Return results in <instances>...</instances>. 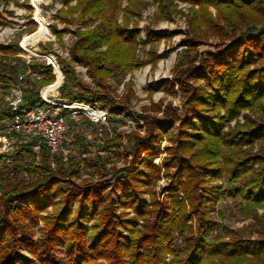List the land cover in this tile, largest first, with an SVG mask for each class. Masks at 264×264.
I'll list each match as a JSON object with an SVG mask.
<instances>
[{"label":"rangeland","instance_id":"1","mask_svg":"<svg viewBox=\"0 0 264 264\" xmlns=\"http://www.w3.org/2000/svg\"><path fill=\"white\" fill-rule=\"evenodd\" d=\"M254 1L257 7L262 8L264 15V0ZM87 2L88 0H0V45H17L13 48L16 56L3 51L0 52V61L8 55L18 65L19 73L26 75L23 84L25 98L30 97L28 91H33L34 98L40 96V93L46 98L57 92L59 102H68L67 99L61 98L62 91L66 89L62 88L65 83L64 76L59 66H50V57L65 64L71 63L77 83L110 98L109 107L105 106L110 112L108 127H94L83 117L74 118L73 129L67 137L68 154L53 156L47 153V158L44 159L42 150L39 153L34 151V170L31 172L25 167L23 170L17 166L28 162L25 154L19 152L25 143L8 136L0 123V175L7 174L11 177L9 182L0 181V198L4 193L13 191L17 185H20L19 189H23V185L34 184L35 176L40 179L43 177V182H51L50 189L46 192L51 203L44 212L38 214L37 221L17 214L11 216L14 224H10V227L15 229L17 239L21 241L19 255L27 261L34 258L24 246V240H30L38 246L46 241L49 225L51 227L67 207L65 193L69 191L79 195L71 204V215L65 228L69 229L70 225L76 228L82 224L88 228V236L91 235L90 227L96 220L86 222L81 219L79 213L80 202L84 201L87 206L91 202L85 200L81 194L92 188L103 189L102 197L108 193L112 196L108 203L114 202L117 215L125 212L129 218L134 216L131 209H123L118 204L119 196L123 194L117 181L132 167L131 153L135 144L130 140V136L146 138L150 128L147 121L152 118L155 119L153 127L159 125L156 130L162 136L157 144L158 154L149 160L143 155L133 170L147 173L148 162L158 168L159 179L155 185L148 190L146 185L141 184L139 189L148 203L151 201V193L155 194L158 203H171L172 194L164 192L170 183L165 176L164 162L172 156L171 150L176 147L175 141L179 135L178 130L182 129L188 98L197 89L206 88L203 79L193 73L187 76L188 72L201 67V64L210 58L212 60L214 55L220 54L237 40L245 36L258 37V31L264 27V16L263 25L256 22L246 23L239 17L230 19L232 10L217 8V1H201L197 4L185 0H113L112 4L110 1L109 4L114 7L112 9L115 12L114 27L118 28L119 36L127 40L125 37L128 33H133L131 50L128 49L129 53L126 54L131 58L129 62L120 61L122 66L107 62L104 67L110 72L104 79H100L103 86L99 87L98 80L89 76L87 66L71 61V48L75 42L81 40V34L102 24L99 17L95 18L87 11ZM235 3L240 7L242 0ZM242 14L246 19L254 16L246 11ZM105 16L111 18L107 13ZM99 33L104 37L108 34L104 29ZM99 44L92 42L89 47L99 46L97 53L108 50V45ZM127 47L123 44L122 47L119 46L123 49ZM97 53L87 56L96 61ZM33 60L40 68L38 72L42 70L43 65L53 69L52 74L56 76L57 81L53 86L38 85V74L32 73L34 70L28 67ZM16 85L17 83L6 94L0 89V114L8 112ZM221 114L224 115V111ZM245 117L252 121L264 122V111L256 114L250 110L243 111L236 120L225 126L224 132L241 131V125H247L250 129L252 123L246 122ZM185 131L187 135L194 132L191 128ZM107 142H114L115 145L106 148ZM241 149L252 155L264 153V145L259 143L250 147L244 145ZM46 170H50L49 179L45 177ZM217 184L223 187L224 196L214 203L210 214L214 227L208 242L213 243L217 238L226 241L261 239L258 234L264 230V204L254 208L250 214V211L245 209L247 202L235 197V192L239 189L238 183L223 177ZM179 196L180 201L185 199L184 194ZM124 201L127 200L124 198ZM187 211H190L188 206ZM169 243L175 252L185 247L178 233L171 234ZM67 252V245L62 239L55 245L53 255L58 259H65ZM172 260L173 255L168 254L166 261L171 263ZM254 261L258 262L257 259ZM87 262L91 261L87 259Z\"/></svg>","mask_w":264,"mask_h":264},{"label":"trees","instance_id":"2","mask_svg":"<svg viewBox=\"0 0 264 264\" xmlns=\"http://www.w3.org/2000/svg\"><path fill=\"white\" fill-rule=\"evenodd\" d=\"M112 1L88 0L87 11L91 12L95 18L99 17L102 24L82 33L81 40L75 42L71 48V61L87 66L89 76L98 80L99 87L103 86L100 84V79H104L110 72L106 66L104 67L107 62L121 65L120 61L125 63L131 58L126 54L132 46L133 33H128L125 37L127 40L119 36L118 28L114 27L115 12L112 9L114 7L110 5ZM185 1L192 4L201 1H217L215 4L217 8L232 10L230 19L239 17L246 23L256 22L263 25L262 8L257 7L254 0H242L240 7L235 3L237 0ZM244 10L253 13L254 16L250 19L244 18L242 14ZM106 13L111 16L110 19L105 16ZM102 29L107 30V37L99 33ZM258 33L259 36L256 38L245 36L237 40L220 54L214 55L212 60L210 58L209 61L201 64V67L188 72L187 76L193 73L203 79L206 88L197 89L188 98L182 129L178 130L179 135L175 141L176 147L171 150L172 156L164 162L165 176L170 180L164 192L172 194L171 203L168 201L158 203L154 193L150 194L151 201L148 203L139 189L141 184L146 185L148 190L155 185L159 179L158 168L148 162L146 163L149 166L147 173L133 170L143 155L149 160L158 154L157 144L162 136L156 130L159 125L153 127L155 119L152 118L148 120L149 122L147 121L150 128L146 138L130 136V140L132 139L135 144L131 153L133 158L130 166L132 167L117 181L119 190L123 194L119 196L118 204L123 209H131L134 213L133 217H127L125 212L117 215L114 202L108 203L112 196L108 193L102 197L103 189L92 188L81 194L85 200L91 202L88 206L84 201L80 202L79 213V216H82L81 219L86 222L91 219L96 220V223L90 227L91 235L88 236V228L82 224L77 225L76 228H73L74 225H70L69 229L65 228L71 215V204L79 195L69 191L65 193L67 207L55 223L51 227L49 225L46 241L38 246L30 240H24V246L34 258L32 261H27L19 255L21 241L17 239L16 231L10 227V224H14L11 216L15 214L37 221L38 214L44 212L51 203V199L46 196L51 182H43V177L40 179L35 176L34 184L23 185V189H19L20 185H17L13 191L1 195L0 264L264 263V230L258 234L262 237L261 239L226 241L217 238L213 243L208 242L214 227L210 214L214 203L224 196L223 187L217 184L223 177L239 184L235 197H240L247 202L245 209L249 210L250 214L254 208L264 204V153L252 155L241 149L244 145L250 147L255 143L264 145V122L252 121L249 117H245L246 122L252 123L250 129L247 125H241L243 128L241 131L224 132L225 126L236 120L243 111L250 110L253 114L264 111V27ZM92 42L108 45V50L97 53L99 46L89 47ZM122 44L128 47L119 48ZM16 46L0 45V52L4 51L11 56H16L13 49ZM95 53H97L96 61L90 60L87 55ZM50 58L52 66L54 68L59 66L64 76L65 83L62 88L66 89L62 91V100L67 99L70 104L108 106L110 98L107 95H99L91 88L77 83L71 63L65 64L53 57ZM35 62L33 60L28 67L34 70L32 73L38 74V85L53 86L57 82L56 76L52 74L53 69L43 65L42 70L38 72L40 68L35 65ZM19 72L18 65L11 57L6 55L2 58L0 89L5 94L18 83ZM28 92L30 97L26 100L29 104L41 100L40 96L33 97V91ZM56 94L57 92H54L53 95ZM46 99L62 103L51 97ZM222 111L224 115L221 114ZM7 115L8 112L1 113L0 121ZM187 128H191L194 132L187 135L185 131ZM114 145V142H107L106 148ZM41 150L46 159V154L49 153L48 148L43 145ZM19 152L25 154L28 162L17 164V166L23 170L26 168L30 172L34 170L33 145L25 143ZM49 174L50 170H46V179L50 178ZM10 179L11 177L7 174L0 175V181L9 182ZM56 188L58 189V185ZM180 194H184L183 201L179 199ZM124 198L127 201H124ZM187 206L190 209L189 212ZM172 233H178L185 243V247L179 252L173 251L169 243ZM62 239L67 245L68 252L65 259H58L53 255V250ZM168 254L173 255L171 263L166 261ZM87 259L91 262L88 263ZM255 259L258 262H255Z\"/></svg>","mask_w":264,"mask_h":264},{"label":"built area","instance_id":"3","mask_svg":"<svg viewBox=\"0 0 264 264\" xmlns=\"http://www.w3.org/2000/svg\"><path fill=\"white\" fill-rule=\"evenodd\" d=\"M25 79L26 75L19 74L13 98L9 103L8 115L0 123L8 136L33 145L36 153L45 145L53 156L67 155V137L73 129L74 118L83 117L94 127L109 126L110 112L98 104H90L88 110L81 111L66 105L49 103L42 93L40 101L29 104L23 91ZM50 97L58 99L57 95ZM65 103L69 104L67 101Z\"/></svg>","mask_w":264,"mask_h":264},{"label":"bare ground","instance_id":"4","mask_svg":"<svg viewBox=\"0 0 264 264\" xmlns=\"http://www.w3.org/2000/svg\"><path fill=\"white\" fill-rule=\"evenodd\" d=\"M42 59H44L43 57H40ZM51 66V65H50ZM44 98V97H43ZM46 101H48L49 103H52V104H58V105H66V106H69L70 108L72 109H78V110H81V111H86L89 109V105L85 106L83 104H79V103H74V104H66V103H58V102H55V101H52L50 99H46L44 98Z\"/></svg>","mask_w":264,"mask_h":264},{"label":"water","instance_id":"5","mask_svg":"<svg viewBox=\"0 0 264 264\" xmlns=\"http://www.w3.org/2000/svg\"><path fill=\"white\" fill-rule=\"evenodd\" d=\"M51 67H53V66L51 65Z\"/></svg>","mask_w":264,"mask_h":264}]
</instances>
